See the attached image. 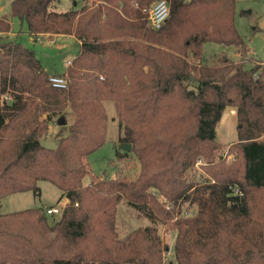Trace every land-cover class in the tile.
<instances>
[{"label":"trees","instance_id":"16d2710c","mask_svg":"<svg viewBox=\"0 0 264 264\" xmlns=\"http://www.w3.org/2000/svg\"><path fill=\"white\" fill-rule=\"evenodd\" d=\"M58 1L11 0L0 15V200L37 194L39 181L68 200L51 223L46 208L0 214V264H164L155 225L118 237L120 199L173 233L177 264H264V61L248 56L234 0H166L159 29L147 22L157 0H73L64 12ZM13 19L33 42L73 38L71 64L51 66L65 89L51 86L33 49L8 39ZM206 43L233 47L238 59L204 60ZM105 101L139 170L86 184V157L105 140ZM227 108L237 131L230 162L216 141ZM59 117L67 134L46 148L40 138Z\"/></svg>","mask_w":264,"mask_h":264},{"label":"rangeland","instance_id":"374dc122","mask_svg":"<svg viewBox=\"0 0 264 264\" xmlns=\"http://www.w3.org/2000/svg\"><path fill=\"white\" fill-rule=\"evenodd\" d=\"M10 2L11 0H0V15L9 14ZM72 6L73 0H59L54 4L53 9L57 12H64ZM234 24L249 50L248 56L255 61H264V0H234ZM12 26L13 29L8 39L18 41L22 45L33 49L43 65L49 66V72H51V66H56V70H60L58 73H63L67 67L66 61L76 54L77 46L69 39L57 38L48 41L47 36H41L40 41L33 42L30 41V36L24 32V24L21 25L18 20L13 19ZM46 39L48 44L44 43L46 45H42L41 41ZM59 44L62 45V48H55V45ZM219 53H225L228 58L233 60L238 59L233 47H224L216 43L204 44L202 58L205 60L209 56ZM4 99V96H0V105ZM103 105L107 117L105 140L102 146L86 157L85 162L88 170V175L84 178L86 184L92 178L113 177L117 172L136 176L139 170V163L133 153L125 152L120 148L119 126L113 103L105 101ZM44 117L45 115L42 116V118ZM66 134V128L58 126L56 122L51 123L48 125L45 135L40 138V143L46 148L53 149L57 146L59 139ZM236 139L235 111L232 115L230 108L229 110L227 108L222 112L216 126V141L219 144L217 154L223 157L226 162H230L235 158V153H229L227 149ZM118 154L121 158L117 157ZM198 167V164H196L195 170L201 173ZM37 185L39 188L37 194L32 191H25L3 197L0 200V214L31 208L45 209L51 206H59L61 203L67 205V199L58 202L61 192L53 184L48 181H39ZM193 210V208L187 209L189 212H193ZM46 217L48 222L51 223L57 220L59 215H46ZM152 225L157 227L162 242L167 246L164 252V264H177L173 255V233L169 232L163 225L154 224L150 219H147L127 204L125 200L120 199L115 216V228L119 238L124 237L129 231L138 227Z\"/></svg>","mask_w":264,"mask_h":264},{"label":"built area","instance_id":"2783aa9c","mask_svg":"<svg viewBox=\"0 0 264 264\" xmlns=\"http://www.w3.org/2000/svg\"><path fill=\"white\" fill-rule=\"evenodd\" d=\"M169 15V5L166 0H157L151 3L148 11H147V22L150 28L159 29L162 24L166 21ZM43 44L47 43V40L41 41ZM71 61L67 62V65H70ZM48 82L54 88L65 89L68 84V80L66 76H57V75H49ZM6 99L7 96H4ZM232 114H234V110H230ZM231 194L233 196H242V191L237 186L230 187ZM65 207L64 204H60L59 206L48 207L45 209V213L48 215L57 214ZM182 215H186L187 211H182Z\"/></svg>","mask_w":264,"mask_h":264},{"label":"crops","instance_id":"0c3cea01","mask_svg":"<svg viewBox=\"0 0 264 264\" xmlns=\"http://www.w3.org/2000/svg\"><path fill=\"white\" fill-rule=\"evenodd\" d=\"M76 3H78V5L80 4V1L79 0H77L76 1ZM58 38H66V39H69V40H71V41H73V42H75L74 40H73V38L71 37V36H58ZM33 39H32V37H30V41H32ZM48 44V43H47ZM42 45H46V44H42ZM55 48H57V49H59V48H62V45H55ZM74 57V56H73ZM73 57H71V59L73 58ZM71 59H68L67 61H66V64H67V62L68 61H71ZM46 66V65H45ZM53 68H51V72H49L50 73V75H52L53 73H54V71L52 70ZM45 70H48L49 71V66H46L45 67ZM56 72H59V71H55V73ZM228 110H229V108H228ZM231 110V109H230ZM233 115V114H232ZM51 207H53V206H51Z\"/></svg>","mask_w":264,"mask_h":264},{"label":"water","instance_id":"95a60500","mask_svg":"<svg viewBox=\"0 0 264 264\" xmlns=\"http://www.w3.org/2000/svg\"><path fill=\"white\" fill-rule=\"evenodd\" d=\"M65 120L63 117H59L56 121V124L58 126H64L65 125ZM120 148L125 151V152H130L131 151V146L129 144L121 143Z\"/></svg>","mask_w":264,"mask_h":264}]
</instances>
